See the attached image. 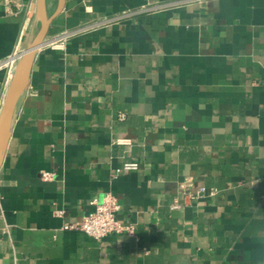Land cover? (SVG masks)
<instances>
[{
    "label": "crops",
    "instance_id": "1",
    "mask_svg": "<svg viewBox=\"0 0 264 264\" xmlns=\"http://www.w3.org/2000/svg\"><path fill=\"white\" fill-rule=\"evenodd\" d=\"M179 1L65 0L6 141L0 264H264V0ZM36 2L0 0V61L32 42ZM106 192L135 234L63 228Z\"/></svg>",
    "mask_w": 264,
    "mask_h": 264
},
{
    "label": "built area",
    "instance_id": "2",
    "mask_svg": "<svg viewBox=\"0 0 264 264\" xmlns=\"http://www.w3.org/2000/svg\"><path fill=\"white\" fill-rule=\"evenodd\" d=\"M11 1V0H8ZM179 1V0H178ZM187 1V0H181ZM180 2V1H179ZM173 3H177L173 2ZM161 8L159 4H148L139 10L126 11L123 15L133 14L136 12L147 11L152 12ZM121 16V15H120ZM111 18H107L110 20ZM74 30H64L60 33L55 34L51 40L50 45L54 48H60L64 46V43L68 36L73 34ZM25 50V49H24ZM23 49H17L8 57L0 61V67L7 68L8 79L14 75L16 65L21 58L22 54H19ZM123 116V113H120ZM116 144L130 143L129 138H117L113 141ZM139 161L137 159H131L125 161L118 171L120 170H134L139 168ZM45 178H51L53 173L44 172ZM192 184V180H185L181 182V188L186 189ZM219 189L217 187H206L200 186L195 193H192L194 197L203 196L205 194L216 195ZM95 204L94 210L86 215H83L79 220L68 221L63 225L64 229H74L85 232L89 236L101 240L110 233H122V234H135V225L133 223H125L118 219L117 215L121 208V204L118 198L112 192H106L101 198H95L92 200Z\"/></svg>",
    "mask_w": 264,
    "mask_h": 264
},
{
    "label": "water",
    "instance_id": "3",
    "mask_svg": "<svg viewBox=\"0 0 264 264\" xmlns=\"http://www.w3.org/2000/svg\"><path fill=\"white\" fill-rule=\"evenodd\" d=\"M48 0H37V13L40 18V27L32 42L22 52L14 75L8 85L1 110H0V167L4 158L6 141L10 135L15 109L19 98L28 85L32 65L35 59L36 51L40 47L49 33L53 19L59 15L65 5V0H58L56 10L48 13Z\"/></svg>",
    "mask_w": 264,
    "mask_h": 264
},
{
    "label": "bare ground",
    "instance_id": "4",
    "mask_svg": "<svg viewBox=\"0 0 264 264\" xmlns=\"http://www.w3.org/2000/svg\"><path fill=\"white\" fill-rule=\"evenodd\" d=\"M22 52H23V51H21L19 54H22ZM14 71H15V70H14ZM12 77H13V76H12ZM10 79H12V78H10ZM10 81H11V80H10Z\"/></svg>",
    "mask_w": 264,
    "mask_h": 264
},
{
    "label": "rangeland",
    "instance_id": "5",
    "mask_svg": "<svg viewBox=\"0 0 264 264\" xmlns=\"http://www.w3.org/2000/svg\"><path fill=\"white\" fill-rule=\"evenodd\" d=\"M24 49V48H23Z\"/></svg>",
    "mask_w": 264,
    "mask_h": 264
}]
</instances>
